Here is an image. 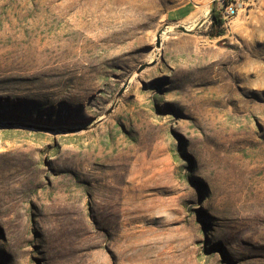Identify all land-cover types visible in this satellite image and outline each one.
Masks as SVG:
<instances>
[{"label": "rangeland", "instance_id": "1", "mask_svg": "<svg viewBox=\"0 0 264 264\" xmlns=\"http://www.w3.org/2000/svg\"><path fill=\"white\" fill-rule=\"evenodd\" d=\"M183 1L0 0V264H264V0Z\"/></svg>", "mask_w": 264, "mask_h": 264}, {"label": "built area", "instance_id": "2", "mask_svg": "<svg viewBox=\"0 0 264 264\" xmlns=\"http://www.w3.org/2000/svg\"><path fill=\"white\" fill-rule=\"evenodd\" d=\"M216 3L217 11L223 20V26L230 25L231 21L239 15L240 9L245 6L243 0H210Z\"/></svg>", "mask_w": 264, "mask_h": 264}, {"label": "crops", "instance_id": "3", "mask_svg": "<svg viewBox=\"0 0 264 264\" xmlns=\"http://www.w3.org/2000/svg\"><path fill=\"white\" fill-rule=\"evenodd\" d=\"M204 0H184L183 4L177 8L176 15L180 14L181 17L188 18L194 15H197V11L199 8H209L210 7V0H208V3L205 5ZM203 17V16H202ZM205 18V17H203Z\"/></svg>", "mask_w": 264, "mask_h": 264}, {"label": "trees", "instance_id": "4", "mask_svg": "<svg viewBox=\"0 0 264 264\" xmlns=\"http://www.w3.org/2000/svg\"><path fill=\"white\" fill-rule=\"evenodd\" d=\"M211 19H212V25H213L212 35L214 37L221 36L223 34V30L221 28L223 27L224 22L220 18L217 8L211 11Z\"/></svg>", "mask_w": 264, "mask_h": 264}, {"label": "bare ground", "instance_id": "5", "mask_svg": "<svg viewBox=\"0 0 264 264\" xmlns=\"http://www.w3.org/2000/svg\"><path fill=\"white\" fill-rule=\"evenodd\" d=\"M210 3H212V2H210ZM208 14H209V10L207 8H199L198 11H197V15H194V17L193 16L189 17V19H191V22L189 23V25L186 28L189 29V30H192L196 26V22H195L194 18H197L196 16H198L199 18L201 16L206 18L208 16ZM230 25H231V23H230Z\"/></svg>", "mask_w": 264, "mask_h": 264}, {"label": "water", "instance_id": "6", "mask_svg": "<svg viewBox=\"0 0 264 264\" xmlns=\"http://www.w3.org/2000/svg\"><path fill=\"white\" fill-rule=\"evenodd\" d=\"M215 8H216V3L214 1H212V3H210V11H212ZM200 23H201V21H200ZM179 29L185 33H191L192 32V30H189L185 27H180ZM161 33H162V31L157 35V46H160V35H161Z\"/></svg>", "mask_w": 264, "mask_h": 264}]
</instances>
